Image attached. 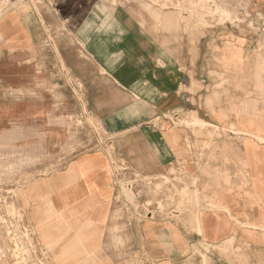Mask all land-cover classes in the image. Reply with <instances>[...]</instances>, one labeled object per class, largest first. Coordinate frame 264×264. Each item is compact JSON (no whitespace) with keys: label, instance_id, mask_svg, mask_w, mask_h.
I'll return each mask as SVG.
<instances>
[{"label":"crops","instance_id":"crops-1","mask_svg":"<svg viewBox=\"0 0 264 264\" xmlns=\"http://www.w3.org/2000/svg\"><path fill=\"white\" fill-rule=\"evenodd\" d=\"M34 3L0 15L8 51L0 76L12 82L3 90L25 93L13 98L25 125L49 124L62 104L64 61L117 147L118 165L104 147L81 150L25 187L53 263L264 264V0L221 10L231 14L224 22L207 16L211 6L197 7L205 13L193 25L204 35L193 56L189 24L178 30L177 11L167 10L175 6L123 0H73L81 17L67 27L78 48L45 52L37 9L45 6ZM174 115L189 124L176 125ZM123 163L140 176L133 202L117 184ZM175 179L197 198L165 196Z\"/></svg>","mask_w":264,"mask_h":264},{"label":"rangeland","instance_id":"rangeland-1","mask_svg":"<svg viewBox=\"0 0 264 264\" xmlns=\"http://www.w3.org/2000/svg\"><path fill=\"white\" fill-rule=\"evenodd\" d=\"M33 1L36 5L42 2L45 6L44 12L39 6L37 7L40 9L39 15L41 20H44L49 36L46 49L43 51L64 55L65 52L70 51V48L77 49L74 35L67 27V22L81 17V14H77L76 18L71 10L73 0ZM123 1L147 5L155 2L160 4L158 8L161 10L167 9V6H175L174 9L167 10L177 11L178 30L180 22L185 21L189 24L187 31L191 37L190 52L192 56L197 53L199 38L204 32L195 28L193 24H196L195 19H203L205 12H199L197 7H203L204 2L207 3L208 0H170V2L152 0L151 3L148 0ZM111 2L117 3L118 0ZM7 8L6 1L0 0V15ZM214 12L215 10H212L206 14L209 17H221V22L226 19L231 20L229 12L224 13L221 10H216L215 14ZM160 15L161 13L156 19L160 20ZM6 52L8 51L0 44V54ZM0 56L2 59L5 55ZM5 64L6 61L0 60V69L7 70ZM62 65L61 108L57 110V119L46 125L37 122L25 125V116H23L25 109L21 101H13L14 97L22 99L25 93L16 96L3 90L5 85H11L12 82L9 81L11 79L0 76V264H54L51 254L40 245L29 218L28 204L25 203V187L30 180L59 167L71 154L90 148L104 147L111 154L113 164L118 165L114 155L117 147L113 142L116 137L107 132L97 112L90 110L87 103L88 94L83 83L73 71L69 70L64 61ZM52 115L54 116L53 113ZM176 117L175 115L172 117L176 125L189 124L182 117L179 119ZM53 128H60L63 131H53ZM123 164L126 169L128 164ZM129 169H121L124 177L121 176L123 174H119L122 180H118L117 184L126 198L133 202V182L140 176L134 175ZM175 180L177 182H173V189L166 190L165 196L168 195L171 200L197 198L196 192L195 195L190 196L187 188L181 189V180ZM163 185L159 183L157 188H162ZM152 191L153 189L149 188L147 194L156 196L157 192Z\"/></svg>","mask_w":264,"mask_h":264},{"label":"built area","instance_id":"built-area-1","mask_svg":"<svg viewBox=\"0 0 264 264\" xmlns=\"http://www.w3.org/2000/svg\"><path fill=\"white\" fill-rule=\"evenodd\" d=\"M7 7H11L13 4L20 0H5ZM38 1V0H37ZM204 5H209L213 8V10H222V11H245L251 4V0H208V2H204ZM185 15H188L185 13ZM260 35L264 39V25L261 28ZM219 264H228V263H219Z\"/></svg>","mask_w":264,"mask_h":264},{"label":"bare ground","instance_id":"bare-ground-1","mask_svg":"<svg viewBox=\"0 0 264 264\" xmlns=\"http://www.w3.org/2000/svg\"><path fill=\"white\" fill-rule=\"evenodd\" d=\"M201 120L196 119V123L200 122ZM208 123V122H207Z\"/></svg>","mask_w":264,"mask_h":264}]
</instances>
